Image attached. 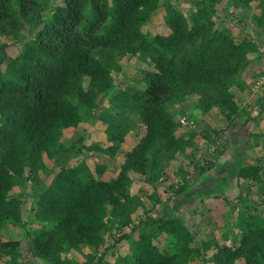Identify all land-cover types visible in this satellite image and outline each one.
I'll return each mask as SVG.
<instances>
[{
	"label": "trees",
	"instance_id": "16d2710c",
	"mask_svg": "<svg viewBox=\"0 0 264 264\" xmlns=\"http://www.w3.org/2000/svg\"><path fill=\"white\" fill-rule=\"evenodd\" d=\"M157 1L63 0L64 5L55 7L47 21L33 24L29 33L37 30L32 39L13 58L6 53L7 45L0 44V225L9 219L19 220L22 201L12 196L16 180L23 177L25 168L35 170L38 161L50 154L49 147L63 129L78 125L79 106L102 109L114 82L115 55L147 54L156 66L145 73V90L135 96L141 103L144 137L125 154L117 176L105 181L99 178L104 171L102 165L92 173L85 164L69 165L62 167L39 194L36 205L41 216L53 223L30 243L42 258L59 264L58 254L64 246H88L94 252L88 255L89 264L106 242L104 217H116L122 225L131 222V208L123 202L127 172L143 171L146 154L156 142L168 149L177 145L165 102L190 94L196 95L197 106L205 110L216 101L223 102L226 89L247 56L250 39L217 34L212 20L199 23L192 17L189 22L174 9L168 10L164 19L169 33L143 32L142 25ZM253 1L234 0V4L245 9ZM85 5L93 11L88 24H82ZM36 8L34 0H0V35L16 31L21 24L19 17L29 20L30 13L32 18L37 17ZM109 17L111 22H107ZM257 18L261 24L264 15ZM4 63H8L9 70L2 71ZM126 89L114 94L122 105L129 98ZM96 119L94 128L104 131L109 145L101 146L99 141L83 145L78 140L71 146V153L85 149L87 153L101 152L113 158L126 129L105 110ZM229 123L234 131L239 125L231 120ZM232 166L221 165V170L226 171L224 181L231 178L235 170ZM234 172L239 181L264 183V161L241 164ZM251 224L237 245L228 247L226 253L219 249L211 263L264 264V222ZM184 230L182 223L169 215L157 218L154 228L140 233L133 264H180V259L161 248L154 237L164 233L178 242L182 237L189 241ZM127 236L120 235L118 240ZM19 244L15 239H0L3 263L12 262ZM194 251L189 244L182 246L181 253ZM102 255L96 257L95 264Z\"/></svg>",
	"mask_w": 264,
	"mask_h": 264
},
{
	"label": "rangeland",
	"instance_id": "374dc122",
	"mask_svg": "<svg viewBox=\"0 0 264 264\" xmlns=\"http://www.w3.org/2000/svg\"><path fill=\"white\" fill-rule=\"evenodd\" d=\"M34 1L39 15L32 18L30 13L32 19L29 20L19 17L21 24L16 31L8 30L0 35V44L7 45L6 53L12 58L32 39L37 30L29 33L33 24L47 21L55 7L64 5L63 0ZM170 9L181 13L189 22L192 17L199 23L212 20L217 34L230 33L236 40L250 39L252 45H248L247 56L226 89L223 102L216 101L207 110L197 106V97L192 94L165 102L164 110L174 123L177 145L168 149L156 142L146 154L143 171L131 169L127 172L123 202L131 208V222L122 225L116 217H104L106 242L89 264H95L96 257L98 259L102 253L98 264H133L140 233L150 231L157 218L166 215L182 223L189 241L182 237L178 242L174 236L164 233H156L154 241L175 259L179 258L180 264H212L219 249L226 253L228 247L239 243L247 225L257 226L264 222V183L239 181L234 172L241 164H262L264 161V19L259 24L257 18L264 15V0H254L245 9L236 6L234 0L214 3L158 0L148 21L142 25V31L150 35L169 33L164 19ZM82 11V24L90 23L93 19L90 6L85 5ZM111 20L109 17L107 22ZM114 62L113 86L102 102V109L80 105L78 125L63 129L60 138L49 147L50 154L38 161L35 170L25 168L23 177L16 180L11 191L13 197L22 201L20 217L18 221L9 219L0 225V239H15L20 244L12 262L3 263L0 259V264H57L38 256L30 244L37 234L53 224L41 216L36 205L39 194L62 167L74 164H85L91 173L96 166L102 165L104 171L99 178L114 179L125 154L143 139L141 103L135 96L145 90V73L156 66L147 54L115 55ZM6 70H9L8 63L2 65V71ZM124 88L129 98L122 105L115 100L114 94ZM101 110L114 115L126 129L115 156L112 158L101 152L91 154L85 149L72 154L71 146L78 140L83 145L92 141H99L101 146L109 145L104 131L94 128ZM230 120L239 124L235 131L230 130ZM221 165L235 168L231 178L225 181L222 178L226 171L221 170ZM124 234L128 236L118 240ZM189 244L195 251L181 253L182 246ZM91 252L94 254L88 246H64L58 254V262L86 264Z\"/></svg>",
	"mask_w": 264,
	"mask_h": 264
}]
</instances>
